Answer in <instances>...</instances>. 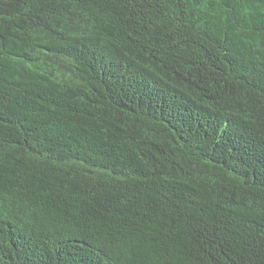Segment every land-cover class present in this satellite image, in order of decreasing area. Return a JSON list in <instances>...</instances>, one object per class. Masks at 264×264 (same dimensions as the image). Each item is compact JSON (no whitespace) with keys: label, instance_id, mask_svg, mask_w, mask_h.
<instances>
[{"label":"trees","instance_id":"obj_1","mask_svg":"<svg viewBox=\"0 0 264 264\" xmlns=\"http://www.w3.org/2000/svg\"><path fill=\"white\" fill-rule=\"evenodd\" d=\"M0 264H264V0H0Z\"/></svg>","mask_w":264,"mask_h":264}]
</instances>
